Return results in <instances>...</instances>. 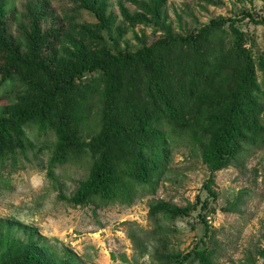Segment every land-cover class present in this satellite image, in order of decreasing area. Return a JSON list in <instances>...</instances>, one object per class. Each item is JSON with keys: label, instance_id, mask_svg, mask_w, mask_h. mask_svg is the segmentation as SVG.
<instances>
[{"label": "rangeland", "instance_id": "374dc122", "mask_svg": "<svg viewBox=\"0 0 264 264\" xmlns=\"http://www.w3.org/2000/svg\"><path fill=\"white\" fill-rule=\"evenodd\" d=\"M248 13L264 18V0H0V117L33 106L60 75L168 36L194 34L214 20L226 22L217 45L203 49L227 54L235 44L228 20ZM238 27L253 58L264 127V24L247 18ZM97 112L91 107L81 117L83 149L66 163L51 165L54 131L29 123L25 141H7L0 264H21L29 250L44 264H198L176 255L190 253L206 236L204 215L215 264H264V141L216 173L215 202L204 189L211 170L201 150L183 138L168 143L158 185L141 188L131 205L80 206L73 198L92 171ZM165 204L190 207V214L160 210Z\"/></svg>", "mask_w": 264, "mask_h": 264}, {"label": "trees", "instance_id": "16d2710c", "mask_svg": "<svg viewBox=\"0 0 264 264\" xmlns=\"http://www.w3.org/2000/svg\"><path fill=\"white\" fill-rule=\"evenodd\" d=\"M247 18L264 24V18L257 20L249 13L241 20H228L235 44L227 54L203 49L217 45L220 26L226 22L214 20L194 34L168 36L135 53L108 55L54 78L33 106L0 117V175L7 165L4 146L18 138L25 141L29 123L42 133L54 131L52 166L71 161L74 152L83 149L80 119L97 106V136L89 145L92 171L73 198L75 204L131 205L141 188L158 185L168 143L183 138L201 150L211 170L204 189L217 201L216 173L231 166L249 146L264 141L253 58L238 27ZM160 210L184 217L191 208L165 204ZM203 222L206 236L190 253L177 254V260L215 264L205 215ZM259 255L264 259V249ZM21 264L44 262L29 250Z\"/></svg>", "mask_w": 264, "mask_h": 264}]
</instances>
